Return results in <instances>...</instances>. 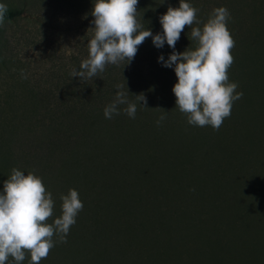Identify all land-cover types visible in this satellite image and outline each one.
<instances>
[{
  "label": "rangeland",
  "instance_id": "obj_1",
  "mask_svg": "<svg viewBox=\"0 0 264 264\" xmlns=\"http://www.w3.org/2000/svg\"><path fill=\"white\" fill-rule=\"evenodd\" d=\"M0 3L29 10V15L5 24L2 31L0 50L10 73L0 63L1 121L14 114L6 104L13 86L17 96L28 102L19 113L46 124L82 106L105 109L121 90L117 85H124L122 90L128 89V98L137 103V128H115L112 137L113 129L106 128L102 116L94 131L84 129V141L90 142V133L96 137L91 147H75L74 152L93 149V144L106 149L117 146L123 152L110 153L88 179L81 167L69 168L59 157L49 160L53 172L41 178L55 200L53 219L62 214L60 196L69 189L78 191L84 207L67 235V249L58 242L41 264H50L57 255L63 260L77 256L81 264H264V0H194L201 24L193 27H202L218 7H226L231 17L227 27L235 47L229 81L243 96L218 131L189 125L175 107V83L167 80V71H174V66L164 71L159 64L158 69L151 38L138 47L130 64L107 65L97 77L80 80L70 73L88 57L87 43L94 35L93 4L86 0ZM202 9L210 10L208 17L200 15ZM138 19L142 23L151 17L138 11ZM185 40H191L188 26L176 51ZM248 41L255 48H243ZM187 47L194 49L191 43ZM169 49L165 42L163 50ZM21 70L27 79L21 78ZM11 74L16 80L9 78ZM141 93L148 108L136 101L135 95ZM160 108L167 111L166 119L155 128L160 141L153 145L139 135V125L148 110L159 118ZM126 118L130 119L127 114ZM35 151L40 157L58 152L48 145H36ZM47 168L43 165L42 173ZM8 177L0 176V191ZM119 182H126L127 188Z\"/></svg>",
  "mask_w": 264,
  "mask_h": 264
},
{
  "label": "clouds",
  "instance_id": "obj_2",
  "mask_svg": "<svg viewBox=\"0 0 264 264\" xmlns=\"http://www.w3.org/2000/svg\"><path fill=\"white\" fill-rule=\"evenodd\" d=\"M138 3L139 0H95L91 12L94 35L87 43L88 57L82 60L79 70H72L71 77L92 79L103 73L107 65L130 64L138 47L149 37L158 49L166 42L173 51L167 60L159 56L158 62L167 68L174 66L175 107L186 116L189 125L211 126L218 131L230 117L234 102L243 96L228 75L234 63L231 53L235 47L227 27L231 18L229 10L215 8L202 27H193L201 24L199 10L187 0H179L178 7L169 6L160 16L162 33L153 35L150 29H143L138 19ZM7 11V5L0 3V27L5 23ZM185 26L190 28V41H196V47L177 52L175 47ZM21 78L27 79L24 70ZM117 88L121 90L105 107L104 117L112 119L120 114L119 106L126 105L123 111L135 119L137 103L128 100L129 91L122 90L124 85ZM135 97L142 107L148 108L143 93ZM162 110L157 125L166 119L167 111ZM60 200L62 214L53 219L55 200L42 178L31 171L25 175L17 168L11 170L0 191V264H22L27 257H30L28 264H41L58 242H67V235L84 205L75 189L62 194Z\"/></svg>",
  "mask_w": 264,
  "mask_h": 264
},
{
  "label": "trees",
  "instance_id": "obj_3",
  "mask_svg": "<svg viewBox=\"0 0 264 264\" xmlns=\"http://www.w3.org/2000/svg\"><path fill=\"white\" fill-rule=\"evenodd\" d=\"M89 4H94L95 0H86ZM187 2H190L192 5H194V0H187ZM217 5V3H216ZM178 7L179 6V0H139L137 10L141 11L142 13H146L151 17L152 24H147L149 21H144L141 23L143 26V29H150L152 33H155L157 31H160L162 26L159 22V18L161 15L165 14L168 7ZM29 10H26V8H15L11 9L8 8V11L5 16V24L7 23H13L16 22L17 19L29 15L27 12ZM200 15L203 17H208V13H210V10L208 9H202L201 12H199ZM206 19V18H205ZM147 24V25H146ZM4 25L0 27V48H1V37H2V31L4 28ZM146 26V27H145ZM157 34V33H156ZM151 37L147 38L145 41H148ZM191 43V45H194L193 48L196 47V42L185 40L182 45L181 49H178L177 52H183L188 47L187 44ZM251 43V41L243 42L242 47L246 49L255 48L254 43L253 45H247ZM185 45V47H184ZM153 47L152 53L157 54V56H164V59L167 60L168 56L172 53L173 49H169L168 51H164L163 48H156ZM176 51V50H175ZM158 61V59H157ZM0 63L1 66L7 70V72L10 73V69L6 64V60L2 58L1 50H0ZM160 67L163 68L164 71H166L167 67H164L161 62L158 63V69ZM233 67V66H232ZM160 68V69H161ZM234 68V67H233ZM232 72H229L228 75H231ZM166 75V73H165ZM168 75V76H167ZM167 80L174 81L173 83L177 82V77L175 75L174 71H167ZM9 78L12 80L15 79V75L11 74L9 75ZM164 76L162 77L163 80ZM171 83V84H173ZM13 93H11L8 96V100L6 101V104L9 108H11L14 111V114H11V116H7L4 118V120H0V176L4 174L5 176H10L11 170L13 168H17L24 172L25 175L28 174V172H34L36 175L40 177L46 176L48 173L51 174L53 171L52 164L49 162V160H53L56 157H59L60 161L64 160L65 164L70 168L71 166L73 169H78L79 167L83 168V172L86 173L85 177L88 179V175L92 176L94 174L95 167L100 168L103 167L102 164L107 162L109 160V154L115 153L117 156L122 154L123 152L118 149V147H109V149L106 148H99L97 145L93 144V149L89 150H79L77 149L74 152L75 147H82L89 145L90 147L92 144L91 142L94 141L96 133H90V136L92 139L89 143L84 141L82 138V134L84 129H89L91 131H94L98 120L104 116V109H101L99 107H89L88 106H82L77 109H73V113L69 116L70 113L64 114L62 117H60L58 120H56L53 123H41L36 120V117L34 115L30 114H23L19 113L20 110H24L25 106L28 104V102L23 101L17 96V92L15 90V86L10 88ZM129 101H132L131 97L128 98ZM126 107V105H120L119 106V115H113L112 119H107L106 128L113 129L112 137H115V128L118 130L122 128H126V126L136 127L138 123L135 121V119H127L126 113L123 111V109ZM145 114V120L144 123L140 124V134L146 136L151 144L157 143L159 140V137L157 136L158 131L155 129L157 128V118L158 115L155 114L153 111L148 110ZM159 126V125H158ZM71 133V134H70ZM70 134V135H69ZM95 136V137H94ZM119 141V140H118ZM115 143V141H114ZM36 145L38 146H44L48 145L51 146L54 149H57L58 152L52 153L50 156H42L40 157L36 151ZM152 145V146H153ZM68 147V148H67ZM154 149V147H151ZM149 157L152 159L155 157V152L151 151L149 153ZM92 164V165H91ZM43 165H46L48 167L47 171L42 173L41 167ZM96 165V166H94ZM98 166V167H97ZM71 167V168H72ZM77 173H73V176L75 177ZM122 174V173H121ZM120 174V175H121ZM110 175V174H109ZM119 175V176H120ZM78 176V174H77ZM112 178L114 176L110 175ZM119 184L126 186V182H119ZM127 188V186L125 187ZM129 199V198H126ZM153 200H157L156 197H153ZM242 216L241 218H243ZM64 243L63 249H67ZM64 258L62 255H57L52 259L50 264H81V261L77 256L68 257L67 260H63ZM123 257V256H121ZM60 258V262L57 263V259ZM93 262L94 259H92Z\"/></svg>",
  "mask_w": 264,
  "mask_h": 264
}]
</instances>
